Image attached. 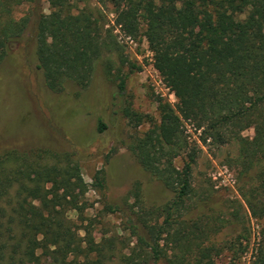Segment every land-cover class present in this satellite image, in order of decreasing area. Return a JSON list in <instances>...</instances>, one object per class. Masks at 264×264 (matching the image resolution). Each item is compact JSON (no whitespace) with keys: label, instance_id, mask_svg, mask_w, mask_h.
I'll return each mask as SVG.
<instances>
[{"label":"trees","instance_id":"16d2710c","mask_svg":"<svg viewBox=\"0 0 264 264\" xmlns=\"http://www.w3.org/2000/svg\"><path fill=\"white\" fill-rule=\"evenodd\" d=\"M0 0V66L29 28L35 58L46 86L62 93L69 84L89 86L105 53L120 47L107 27V11L127 37L144 38L153 67L177 104L157 97L160 120L135 111L124 116L138 129L128 150L140 165L174 193L163 206L148 207L140 183L120 204L106 203L108 214H121L135 239L129 253L118 235L97 242L91 227L71 218L84 213L90 186L72 154L52 150L0 155V264H218L210 244L215 225L189 217L194 195L193 169L201 148L184 122L200 131V140L216 147L238 145L231 159L240 192L253 218L264 220V0ZM26 13L17 17L20 8ZM140 70L141 67L132 64ZM126 96V79L120 78ZM100 123V131L104 130ZM254 130L253 137L244 133ZM183 156V166L176 162ZM93 188L106 190V172ZM164 217V221H159ZM85 232L82 237L80 232ZM164 244V245H163ZM252 264H264V231Z\"/></svg>","mask_w":264,"mask_h":264},{"label":"rangeland","instance_id":"374dc122","mask_svg":"<svg viewBox=\"0 0 264 264\" xmlns=\"http://www.w3.org/2000/svg\"><path fill=\"white\" fill-rule=\"evenodd\" d=\"M90 3L97 6L96 0ZM38 6L49 13L47 0H38ZM27 10L28 6L20 8L17 17ZM107 20V27L113 30L120 47L104 54L85 89L69 84L64 92L55 93L46 86L35 58L32 26L9 51L0 66V155L7 149L72 154L80 161L90 190L83 201L82 216L72 212L71 218L79 227H91L97 242L118 235L126 243L119 247L129 253L135 239L124 229L121 214L107 213L106 203L120 204L137 182L148 207L165 205L174 193L147 172L128 150L132 138L150 126L134 128L124 116L123 107L130 101L135 111L159 121L157 97L172 106H176L177 100L153 67V53L146 40L129 38L120 31L111 10L107 11ZM121 77L126 79V96L119 86ZM101 122L105 125L102 131ZM184 126L191 141L201 148L193 169L194 195L188 202L189 217L215 225L216 233L206 245L217 248L218 264H252L264 220L252 217L241 195V181L231 163L238 156V145L216 147L210 140L203 143L200 131L196 132L189 122H184ZM244 135L253 137L254 130L249 129ZM176 164L183 166V156ZM101 169L106 172L104 194L92 186ZM163 221L164 217L159 223ZM80 234L83 237L85 232ZM34 264L48 262L40 254Z\"/></svg>","mask_w":264,"mask_h":264},{"label":"built area","instance_id":"2783aa9c","mask_svg":"<svg viewBox=\"0 0 264 264\" xmlns=\"http://www.w3.org/2000/svg\"><path fill=\"white\" fill-rule=\"evenodd\" d=\"M174 95V94H173Z\"/></svg>","mask_w":264,"mask_h":264}]
</instances>
